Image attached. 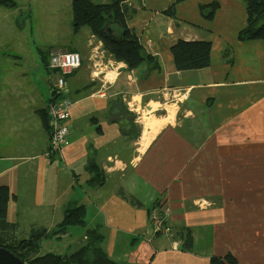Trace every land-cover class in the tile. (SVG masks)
<instances>
[{
	"label": "crops",
	"instance_id": "crops-1",
	"mask_svg": "<svg viewBox=\"0 0 264 264\" xmlns=\"http://www.w3.org/2000/svg\"><path fill=\"white\" fill-rule=\"evenodd\" d=\"M127 2L128 25L155 66H112L107 54L108 67L94 73L89 55L103 42L83 26L78 50L66 39L71 22L61 34L33 20L30 33L22 20L1 31L8 49L0 52V186L10 191L12 225L2 236L26 238L45 227L51 234L43 241L67 236L71 248L73 232L84 244L86 230L96 228L120 264H208L227 253L237 264H264V42L239 39L245 2ZM175 2V15L167 13ZM215 2L213 17L203 15L200 6ZM36 29L55 42L37 38ZM180 39L210 41V65L178 70L171 47ZM70 50L83 63L65 83L73 99L68 142L51 157L50 56ZM136 109L145 111L140 121ZM159 200L173 237L153 230L150 209ZM75 205L85 206L86 224L54 234ZM182 236L191 249L181 248Z\"/></svg>",
	"mask_w": 264,
	"mask_h": 264
},
{
	"label": "trees",
	"instance_id": "trees-1",
	"mask_svg": "<svg viewBox=\"0 0 264 264\" xmlns=\"http://www.w3.org/2000/svg\"><path fill=\"white\" fill-rule=\"evenodd\" d=\"M243 1L247 7L248 21L247 25L240 30L239 39H262L264 42V0ZM0 4L15 6L16 3L14 0H0ZM218 6L219 4L215 2L211 5L202 4L200 8L203 15L212 18ZM175 9L176 2L166 12L175 15ZM72 12L74 30L78 32L83 26L89 27L95 36L103 42L105 51L114 60L126 63L129 70L136 69L145 62L153 63L155 66L156 57L145 50L136 32L128 25V19L134 12L127 0H109L107 2L72 0ZM171 51L178 70L203 68L211 63L210 41L180 39L172 45ZM47 124L48 129H50L49 119ZM48 155L55 157L58 154L52 152ZM89 168L95 170L96 166L91 165ZM9 199V188L0 186V245L7 247L19 256L24 264H120L106 252L104 235L96 228L87 229L86 242L75 251L65 254L53 251L40 254L43 239L51 234L45 227L33 229L29 237L8 240L1 233H8L12 228V225L7 221ZM157 204L159 207L164 206L162 201H156L150 209V213ZM85 224V206H69L65 211L63 220L57 225L58 230L53 232L54 234L65 233L70 226ZM156 232L155 234L161 233ZM181 241L182 249L192 248L190 238L183 239L182 236ZM237 263V258L232 253H227L212 256L208 264Z\"/></svg>",
	"mask_w": 264,
	"mask_h": 264
},
{
	"label": "rangeland",
	"instance_id": "rangeland-1",
	"mask_svg": "<svg viewBox=\"0 0 264 264\" xmlns=\"http://www.w3.org/2000/svg\"><path fill=\"white\" fill-rule=\"evenodd\" d=\"M14 1L16 3L15 6H8V5H4V4L0 5V52H3L4 50L8 49V47L2 45L3 34L1 31L8 30L9 27H13L14 23L19 24L21 22V20L23 22L25 21V25L23 23L22 26H24L25 30L28 31L29 33H30L29 28H30L31 20L34 21V25H35V22H37V23L45 22L48 25L53 23L54 25H56V27H59V29H58L59 34H61L62 32L66 33L65 28H67V23L71 22L72 28H73V23H72L73 22L72 21L73 12H72V8H71L72 0H14ZM93 1L103 2V0H93ZM29 6L32 8V11H30L31 9H29ZM11 30H13V29H11ZM37 31L38 30L36 29V32L34 33V35L39 39L45 40L46 35L43 33V35H41V37H38ZM73 31H74L73 35H67L66 39H68V41L71 45L77 47V49L80 50L83 35L82 34H80V35L76 34L78 32L75 31L74 28H73ZM46 40H47V42H55L54 34H49ZM59 40H61V39H59ZM97 47H98V45H96V46L94 45L92 50H91V53L89 55L90 61H91L92 67H93V71L96 69L95 68L96 63L94 61H92L93 60L92 54L95 53ZM103 48H104V46H103ZM62 52H78V53H80L79 51H76V50L75 51L70 50V51L55 52V53L51 54L49 67H50V70L54 73L53 75H55L53 88L55 87L54 84L58 81L57 77L59 75L58 66L54 62V57L60 55ZM107 54L108 53L106 52V55ZM81 56H82V54H81ZM110 61H112L113 63L119 62V61L114 60L112 57H111ZM82 63H83V56H82ZM82 63H81V65H82ZM113 63L111 64L112 66H114ZM100 68H103V66H101ZM71 74L67 75L65 77V79L67 80V78ZM67 86L68 85H66L64 87V91H65L64 96L70 97L69 96L70 92H69ZM54 98H56L55 88L53 90V96L51 98V101L54 100ZM50 102H49L48 106L50 105ZM127 104L130 106L131 100H128ZM48 106H47V114H48ZM131 107H134V106L131 105ZM136 112H137L136 115H133L134 118H135V116L138 117L139 115L141 116V115L145 114L144 110L136 109ZM48 119H49V116H48ZM141 119H142V117L141 118L138 117V121H140ZM50 134H51V132H50ZM49 151H50V148H49ZM76 227H79V226H76ZM164 235L173 237L174 231L172 232V235H167V234H164ZM83 236H84L83 234L81 236H78L76 234V232H73V234H71V237H73L75 244L78 243V245L72 246L71 248L67 247V243H66V241L68 240V238H66L67 236L63 240H58L54 237H51V238L43 241V243L41 244L40 254L46 253L48 251H53V252L61 253V254H63L64 252L65 253H71V252L75 251L76 249H78L83 244V243H81V237H83Z\"/></svg>",
	"mask_w": 264,
	"mask_h": 264
},
{
	"label": "built area",
	"instance_id": "built-area-1",
	"mask_svg": "<svg viewBox=\"0 0 264 264\" xmlns=\"http://www.w3.org/2000/svg\"><path fill=\"white\" fill-rule=\"evenodd\" d=\"M92 58V61L96 63L94 73H98L101 66L108 67L105 49L98 46L95 53L92 54ZM54 62L58 66L59 75L58 81L54 84L56 98L48 106L51 132L50 152L48 153L63 154L70 135V109L73 105V100L64 96L65 77L81 66L82 56L78 52H62L54 57ZM169 213L170 211L165 205L159 207L157 204L151 210V222L155 232L172 235L173 228L169 221Z\"/></svg>",
	"mask_w": 264,
	"mask_h": 264
},
{
	"label": "water",
	"instance_id": "water-1",
	"mask_svg": "<svg viewBox=\"0 0 264 264\" xmlns=\"http://www.w3.org/2000/svg\"><path fill=\"white\" fill-rule=\"evenodd\" d=\"M125 68L122 67L121 70ZM0 264H24L23 260L7 247L0 245Z\"/></svg>",
	"mask_w": 264,
	"mask_h": 264
},
{
	"label": "bare ground",
	"instance_id": "bare-ground-1",
	"mask_svg": "<svg viewBox=\"0 0 264 264\" xmlns=\"http://www.w3.org/2000/svg\"><path fill=\"white\" fill-rule=\"evenodd\" d=\"M110 75V74H109ZM145 117V116H144ZM153 118H148V117H146V124H147V126H151V125H153Z\"/></svg>",
	"mask_w": 264,
	"mask_h": 264
}]
</instances>
